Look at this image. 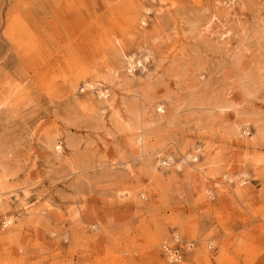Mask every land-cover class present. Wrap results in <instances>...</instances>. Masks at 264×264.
I'll return each mask as SVG.
<instances>
[{
  "label": "rangeland",
  "instance_id": "374dc122",
  "mask_svg": "<svg viewBox=\"0 0 264 264\" xmlns=\"http://www.w3.org/2000/svg\"><path fill=\"white\" fill-rule=\"evenodd\" d=\"M0 197V264H264V0H0Z\"/></svg>",
  "mask_w": 264,
  "mask_h": 264
},
{
  "label": "bare ground",
  "instance_id": "6f19581e",
  "mask_svg": "<svg viewBox=\"0 0 264 264\" xmlns=\"http://www.w3.org/2000/svg\"><path fill=\"white\" fill-rule=\"evenodd\" d=\"M149 9L147 10V12L148 13H151V10H149ZM234 49H236V48H234ZM150 56L151 55H149L146 59L148 60L150 58ZM147 60H145V61H147ZM127 63H130V66H131V69H132L133 64L135 63V58L133 56L130 57V58H128ZM116 73L117 72H114V75H115L114 76V79H113V81L111 80L112 84H113V82H114L115 79L119 80V76L116 75ZM103 87H104L103 86V83L100 81V79L98 77L94 80L93 83H86L85 84V88H87L89 90V92H90L91 95H93V94L95 95V92H96V98L98 99V105H97V107L95 106V109L102 108L103 110H102V113L101 114H104L107 111V109H105L104 107H102V106H104V104L107 105L108 108L112 109L113 108V103L115 102V98H114L115 97L114 96L115 94H113L112 92L110 93V90L109 89H104ZM222 110H224V109H222ZM160 111L161 112H164L163 107L161 108ZM140 129H141V127L138 128V130H140ZM141 134L143 136L144 135V132L141 133ZM246 134H247V132H246ZM138 142H142V137H138L135 140V143H138ZM141 149H143V148H141ZM140 152H141V155L142 154L144 155V152L142 150H140ZM200 152H201V149L198 148V149H196V152L193 153V155L199 154ZM189 159L194 160V161H191V163H196L199 160V158H195V157L190 156V157H188L186 159V161L189 160ZM173 164H175L174 161H173V159L172 158H169V161H168L167 165L170 166V165H173ZM236 177H239L237 183H239V184H241V183L246 184L247 183V177H249V175L244 172L242 174L241 173L238 174ZM230 182H231V184L236 183L234 180H232ZM208 194L211 195V197L214 199V193L207 192V195ZM127 196H128L127 194H123L120 197L121 198H127ZM0 199H1V197H0ZM10 221H11V219L9 218L8 221H7V224H9ZM180 237H179L178 233H175L174 232V233H172L170 235L169 238H167L163 243H161V246L163 248L164 255L167 258V262L169 264H181V262H182L181 260L183 259V256H184L183 253H185L186 250H193V244L192 243L189 244L190 241H188L186 239H182V240H185L188 243L181 242L180 241L181 240ZM176 251H178L177 254H176ZM169 255H171V258H170Z\"/></svg>",
  "mask_w": 264,
  "mask_h": 264
},
{
  "label": "built area",
  "instance_id": "2783aa9c",
  "mask_svg": "<svg viewBox=\"0 0 264 264\" xmlns=\"http://www.w3.org/2000/svg\"><path fill=\"white\" fill-rule=\"evenodd\" d=\"M177 252H178V251H176V254H177ZM169 256H170V258H171V255H169Z\"/></svg>",
  "mask_w": 264,
  "mask_h": 264
}]
</instances>
